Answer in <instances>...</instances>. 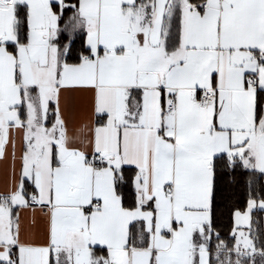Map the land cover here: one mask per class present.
Instances as JSON below:
<instances>
[{
  "label": "snow or ice",
  "instance_id": "snow-or-ice-1",
  "mask_svg": "<svg viewBox=\"0 0 264 264\" xmlns=\"http://www.w3.org/2000/svg\"><path fill=\"white\" fill-rule=\"evenodd\" d=\"M0 172V264H264V0H0Z\"/></svg>",
  "mask_w": 264,
  "mask_h": 264
},
{
  "label": "trees",
  "instance_id": "trees-1",
  "mask_svg": "<svg viewBox=\"0 0 264 264\" xmlns=\"http://www.w3.org/2000/svg\"><path fill=\"white\" fill-rule=\"evenodd\" d=\"M79 41H77V46ZM247 175L237 170L235 179L229 175H221L217 182V196L215 202L214 224L229 245L234 244L231 237L232 229L235 227L234 211L246 210L248 200ZM261 221L264 228V211L254 210L253 221ZM255 226V224H254Z\"/></svg>",
  "mask_w": 264,
  "mask_h": 264
},
{
  "label": "crops",
  "instance_id": "crops-1",
  "mask_svg": "<svg viewBox=\"0 0 264 264\" xmlns=\"http://www.w3.org/2000/svg\"><path fill=\"white\" fill-rule=\"evenodd\" d=\"M87 116H88V114H87L86 111H84V112L81 113V118H83V119L86 120L87 119ZM3 190H4V181H3L2 172H0V191H3Z\"/></svg>",
  "mask_w": 264,
  "mask_h": 264
},
{
  "label": "rangeland",
  "instance_id": "rangeland-1",
  "mask_svg": "<svg viewBox=\"0 0 264 264\" xmlns=\"http://www.w3.org/2000/svg\"><path fill=\"white\" fill-rule=\"evenodd\" d=\"M259 259V258H258Z\"/></svg>",
  "mask_w": 264,
  "mask_h": 264
}]
</instances>
